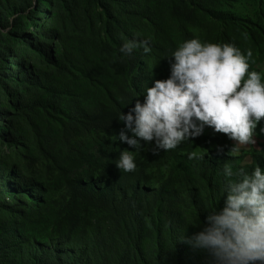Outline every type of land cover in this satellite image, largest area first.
Returning a JSON list of instances; mask_svg holds the SVG:
<instances>
[{
	"label": "rangeland",
	"instance_id": "obj_1",
	"mask_svg": "<svg viewBox=\"0 0 264 264\" xmlns=\"http://www.w3.org/2000/svg\"><path fill=\"white\" fill-rule=\"evenodd\" d=\"M180 3L0 0V264H207L205 253L179 242L199 226L189 198L194 159L217 148L239 157L242 166L251 164L254 151L264 157V118L255 142L236 154L235 142L209 127L174 149L154 153L145 145L134 151L130 173L143 170L142 188L161 189V199L146 200L142 192V203L112 212L73 199L69 188L90 178L124 179L115 167L127 147L118 133L67 131L71 111L106 101L116 74L109 56L117 47L113 39L231 43L242 54L252 51L249 70L264 82V0H220L219 19L175 12ZM170 61L143 60L136 75L147 71L149 79H165ZM24 71L34 80L22 88L14 79ZM160 200L180 213L171 226ZM136 215L145 223L141 250L133 246Z\"/></svg>",
	"mask_w": 264,
	"mask_h": 264
},
{
	"label": "clouds",
	"instance_id": "obj_2",
	"mask_svg": "<svg viewBox=\"0 0 264 264\" xmlns=\"http://www.w3.org/2000/svg\"><path fill=\"white\" fill-rule=\"evenodd\" d=\"M151 51L148 40H125L119 51ZM231 43L183 41L169 56V74L145 87L120 114L123 127L115 138L127 145L115 162L117 169H135L134 151L170 150L203 134L209 127L235 143L231 153L252 145L255 129L264 118V82L250 71L248 58ZM264 134V126L259 128ZM191 157V154H189ZM223 206L207 212L197 231L179 237L190 249L206 254L207 264H264V170L233 172L225 165Z\"/></svg>",
	"mask_w": 264,
	"mask_h": 264
},
{
	"label": "trees",
	"instance_id": "obj_3",
	"mask_svg": "<svg viewBox=\"0 0 264 264\" xmlns=\"http://www.w3.org/2000/svg\"><path fill=\"white\" fill-rule=\"evenodd\" d=\"M220 3V0H181L180 5L175 6V12L184 14H195L196 12L208 13L211 17L219 19L215 8ZM15 20V19H14ZM11 25V24H9ZM109 30V29H108ZM151 51L144 53L142 48H136L131 55H124L119 51L122 44L120 41L113 39V43L117 46L116 50L109 53L114 61V80L112 87L106 91V101L97 102L88 107H80L68 114V132L73 134H81L83 132H98L108 135L117 134L123 127L119 116L129 110L136 99L142 101L144 88L151 87L153 78L147 77V71L136 75L138 70L135 67L143 60L151 59L153 64H161L163 61H169L171 53L176 49L177 45L171 40L161 43L159 41L148 40ZM19 87L33 84L32 75L30 72L24 71L23 76L14 79ZM252 162L250 165L242 166L239 163V157L228 155L225 150L217 148L208 155L196 157L194 159L195 167L193 175H195V183L191 186L192 189L189 198L192 203L193 210L199 221H203L207 212L223 206L224 188L227 179H236L235 176L225 178L223 168L228 165L235 173L237 171L250 172L253 167L258 165L264 170V157L253 152ZM145 172L141 170L140 175H134L122 170L123 181L116 180H100L96 181L92 178L70 183V190L73 199L79 198L90 206L100 208L106 211L116 212L124 203L139 202L142 203V192L148 194L146 200H158L162 198V191L149 192L144 190L142 184L145 181L142 176ZM129 187L132 191L128 194L125 188ZM162 187V186H160ZM164 187V186H163ZM1 188V187H0ZM160 209L166 215L167 223L171 226L174 220H178L180 213L174 211V205L167 203L163 205L160 200ZM136 224V235L133 239V246L136 250H141L142 241V225L144 221L136 217L133 219ZM58 263H59V259ZM53 264V263H52Z\"/></svg>",
	"mask_w": 264,
	"mask_h": 264
},
{
	"label": "crops",
	"instance_id": "obj_4",
	"mask_svg": "<svg viewBox=\"0 0 264 264\" xmlns=\"http://www.w3.org/2000/svg\"><path fill=\"white\" fill-rule=\"evenodd\" d=\"M260 137V136H259Z\"/></svg>",
	"mask_w": 264,
	"mask_h": 264
}]
</instances>
